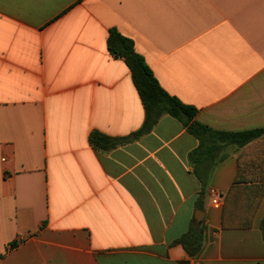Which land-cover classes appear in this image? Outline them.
Wrapping results in <instances>:
<instances>
[{
    "label": "crops",
    "instance_id": "obj_1",
    "mask_svg": "<svg viewBox=\"0 0 264 264\" xmlns=\"http://www.w3.org/2000/svg\"><path fill=\"white\" fill-rule=\"evenodd\" d=\"M111 28L201 122L264 127V0H0V264H264V133L193 162L166 114L91 145L145 120Z\"/></svg>",
    "mask_w": 264,
    "mask_h": 264
},
{
    "label": "trees",
    "instance_id": "obj_2",
    "mask_svg": "<svg viewBox=\"0 0 264 264\" xmlns=\"http://www.w3.org/2000/svg\"><path fill=\"white\" fill-rule=\"evenodd\" d=\"M108 48L117 57H123L131 69L134 83L144 104L145 120L138 130L127 135H111L98 129L93 130L89 135V141L95 148L110 150L120 144L136 140L152 130L158 120L166 114L180 119L188 130L199 138V146L189 154L193 162L202 154H210L212 151L219 150L224 144L233 142L247 144L264 133V127L229 131L215 129L198 120L196 118L197 107L186 104L177 96L170 94L161 85L144 57L136 51L134 40L123 35L116 28L110 29ZM208 140L212 141V147L207 146ZM200 179L203 182L201 194H204L206 178L201 175ZM261 228L264 236V219ZM178 242L184 245L191 256H195L202 249L203 237L199 231L191 228L178 239Z\"/></svg>",
    "mask_w": 264,
    "mask_h": 264
},
{
    "label": "built area",
    "instance_id": "obj_3",
    "mask_svg": "<svg viewBox=\"0 0 264 264\" xmlns=\"http://www.w3.org/2000/svg\"><path fill=\"white\" fill-rule=\"evenodd\" d=\"M213 203L217 206H220L222 203V199L219 197L217 193H215V196L213 198Z\"/></svg>",
    "mask_w": 264,
    "mask_h": 264
}]
</instances>
